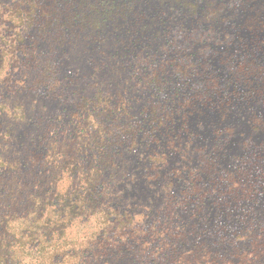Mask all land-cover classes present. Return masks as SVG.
Wrapping results in <instances>:
<instances>
[{"label": "trees", "instance_id": "trees-1", "mask_svg": "<svg viewBox=\"0 0 264 264\" xmlns=\"http://www.w3.org/2000/svg\"><path fill=\"white\" fill-rule=\"evenodd\" d=\"M208 1L0 0V264H264V139L253 138L264 133V51L219 66L206 30L182 35L188 56L148 52L158 33L148 36L146 12L163 27L200 4L212 22ZM262 2L233 35L244 52L252 41L238 35L264 30ZM197 46L210 70L205 54L189 61ZM72 57L93 66L91 97L69 90ZM221 72L239 74V86L216 90L209 74Z\"/></svg>", "mask_w": 264, "mask_h": 264}, {"label": "rangeland", "instance_id": "rangeland-1", "mask_svg": "<svg viewBox=\"0 0 264 264\" xmlns=\"http://www.w3.org/2000/svg\"><path fill=\"white\" fill-rule=\"evenodd\" d=\"M262 0H210L208 1L209 3H211V7L216 9L218 11V17L217 19H215L214 21L210 22V18H206L204 20V15H201V11H200V4L197 5V9H195L196 14L192 17V18H182L181 14H176L175 18L173 20H168V23H166L163 27H161L159 25V21L160 18L162 17L164 19L163 16H159V14L157 12L154 13H147L145 14V19L148 21L150 19H154V21L156 23L151 24L152 28L151 32H147L148 36H150V38L152 36H155V34H157L158 36H156V39L153 42V46L150 50H148L150 56H154L156 58H159L161 56V51L163 48H168L171 47L172 48H182L185 49V54L188 56L189 54V49L190 47V42L189 43H185L183 42V40L181 39L182 35L185 34L186 36H191L194 33H200V32H206V30H209L208 32H210V36L208 38H206V45L207 47L210 48H214L216 47L218 49V51L221 52V58L218 61H215V63L217 65H221L224 64L226 61H230L232 60V58H237L239 56H242L239 58L240 62L242 63L244 61L245 58H249V60L251 61L252 59H256V57L258 55H260L261 53H257L255 50L256 48H260L264 51V30L259 32L258 35H255L254 38L249 37L248 32L246 29H241L240 30V34L238 35L239 37H241L244 41L246 42H250L252 41L250 44L248 45V49H250V52H244L242 51V49H239L235 44L237 43V39L235 36L236 30L239 29L238 27H242L243 25V21L245 19V14L249 13L252 11V8L254 5H258L259 2H261ZM262 4V11L264 13V0L261 3ZM153 10V9H152ZM243 10V11H241ZM264 16V15H263ZM199 19V23L196 24V20ZM222 20V21H221ZM153 21V22H154ZM170 22V23H169ZM247 26V23H246ZM206 27V29H205ZM199 28V32H194V29ZM158 31V32H156ZM118 33V32H117ZM119 35L123 36L125 34V38H127L128 36L126 35L125 32H119ZM138 34V32H137ZM147 34H144L142 37H140L141 42L140 43H136L135 47H138V50H142L141 48H144V46H146V40H147ZM237 36V37H238ZM136 38L139 37L138 35L135 36ZM149 38V37H148ZM204 38V36L202 37V39ZM252 39V40H250ZM231 40V41H230ZM229 44H227V42H229ZM168 45V47H167ZM256 45V46H255ZM252 46V47H251ZM254 46V47H253ZM201 46H197L195 48V54L196 57H192L190 56L189 61L194 62V64H196L200 59V56L202 53L203 55L205 54V58L203 60V62L205 63V65L207 64V68H209V70L211 69L210 67L212 65H214L213 63H211V61L205 62L207 59V53L209 51H200ZM79 49H81V46H78ZM89 48V47H87ZM208 50H211V49ZM82 50V49H81ZM213 50V49H212ZM143 51V50H142ZM144 52V51H143ZM244 52V53H243ZM199 53V55H197ZM94 54V52H93ZM142 56H144V53H142ZM229 58V59H228ZM248 61V60H247ZM75 62V64H73ZM133 64V63H132ZM131 64V66H132ZM69 65L71 66L72 70H77L79 72V79L76 80V85L74 88H70L69 90L71 91L72 89H76L78 88L79 91H81V95H85L87 97H91L93 92H94V88H90L87 85L90 83V81L88 82L87 79H85V74L89 73L90 70L92 69V65L89 66L88 62L84 61V59H79L76 60L75 58L72 57L71 60H69ZM206 72H208V69H205ZM130 71H131V67H130ZM229 72V71H228ZM228 72H221L218 73L217 76L213 77V75H211V73L209 74L210 76H212V78H214V82H216L219 86L216 87V90H220L222 88V86H225V84H229V86L234 87V86H239V82L241 81L240 79V75L238 74L237 76L234 75H229ZM208 74H206L205 78H210ZM63 76H58V82H62ZM211 79V78H210ZM67 81H69V79H67ZM101 82V81H99ZM102 83V82H101ZM198 87L197 84H194L193 89L195 90ZM85 90L84 92H82V90ZM228 91H225L222 96L223 98H226V94ZM47 99L44 100L43 104L46 106V109H44V111H48L51 114H55L57 111H59L58 109V100H52L51 97L46 96ZM209 97V95H208ZM43 101V100H42ZM64 102H62V106L63 108H66L65 110L62 108H60V113L63 116L69 115L72 113L73 111V105L72 103L73 98L69 97V98H63ZM257 104H254V108H257ZM259 107V106H258ZM65 114V115H64ZM244 114V113H243ZM242 114V115H243ZM245 116V115H243ZM65 120H67L66 118L63 119V123H65ZM212 120V124L214 125H218V121H216V119H210ZM227 120V119H226ZM227 123L228 121H224V123ZM230 122H233V125L235 126V134L240 132L243 129V132L245 133L246 131L244 130V125L242 124L244 121L238 119V118H234L232 119ZM67 125V124H66ZM224 126V125H222ZM214 129V128H213ZM213 129L207 131V132H202L201 134V139L206 140L207 142L211 139L213 140V135H212V131ZM253 138L255 140H262L264 139V133L263 134H257L256 136H253ZM234 139L236 140L237 137H234ZM201 145L203 143H200ZM198 166V163L196 162L195 158L193 159V161H191L189 163V167L190 168H196ZM173 182H176L175 179H173ZM175 184V185H174ZM172 185L173 192L174 193H180L181 192V187L180 184L178 183H174ZM211 192V190H209V193ZM190 198V202H192L194 200L193 197H189ZM150 201V200H149ZM189 202V203H190ZM193 203L189 204V206L187 207V216L191 213V211L194 208ZM261 204L259 205L260 208ZM183 216H185V214L182 213Z\"/></svg>", "mask_w": 264, "mask_h": 264}]
</instances>
